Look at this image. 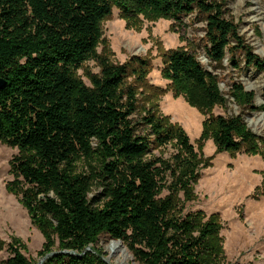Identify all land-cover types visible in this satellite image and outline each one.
I'll return each instance as SVG.
<instances>
[{
	"label": "trees",
	"instance_id": "trees-1",
	"mask_svg": "<svg viewBox=\"0 0 264 264\" xmlns=\"http://www.w3.org/2000/svg\"><path fill=\"white\" fill-rule=\"evenodd\" d=\"M113 9L123 17L152 14L175 21L196 13L205 21V51L215 69L228 55L234 69L243 63L264 72V59L239 34L224 0H0V140L19 150L7 190L43 236L39 260L51 253L41 264H108L94 248L105 234L141 264H219V218L172 215V197H158L165 173L178 171L176 185L188 198L197 167L181 128L152 110L134 119L137 91L128 79L142 83L149 60L133 56L114 64L97 54L101 23ZM91 59L100 70L88 72V86L74 72ZM162 59L163 78L188 104L202 112L227 106L217 74L193 52L173 49ZM229 94L242 111L264 110L240 82L231 84ZM205 135L218 152L264 158L259 138L240 114L204 119L200 138ZM171 141L185 157L175 156L178 167L148 158L152 148ZM94 187L101 192L90 196ZM13 242L3 264H33L21 240Z\"/></svg>",
	"mask_w": 264,
	"mask_h": 264
},
{
	"label": "rangeland",
	"instance_id": "rangeland-1",
	"mask_svg": "<svg viewBox=\"0 0 264 264\" xmlns=\"http://www.w3.org/2000/svg\"><path fill=\"white\" fill-rule=\"evenodd\" d=\"M228 13L253 52L264 59V3L262 0H224ZM102 37L97 54L106 56L111 63L122 64L133 56L149 60L145 80L137 83L134 76L128 79L136 85L139 119L152 110L169 124L181 128L189 137L196 153V178L190 183L187 198L180 185H176L178 171H167L159 198L172 197V215H196L203 222L208 217H218L221 223L219 237L223 255L219 264H264V158L259 154L239 152L231 155L218 152L209 135L200 138L204 119L222 115L240 114L259 138L258 149L264 152V110L242 111L233 101L229 89L233 82H240L248 91L254 92L253 105H264V72L229 64L228 55L223 67L215 69L205 51V21L193 13L175 21L164 16L139 14L123 17L119 10L101 23ZM173 49L193 52L200 64L217 74L219 87L227 98V106H214L202 112L191 106L183 94H175L170 81L162 76L163 54ZM95 60L84 62L74 74L90 85L88 72L98 73ZM19 153L17 147L0 140V264L12 255L9 248L13 238H19L27 258L34 264L39 261L37 252L42 248L43 236L31 223L29 215L19 198L7 190V183L14 179L11 161ZM185 158L174 141L162 147L152 148L148 158H161L173 168L179 159ZM83 170V166H79ZM101 192L94 187L90 196ZM112 240L108 235L99 236L94 248L102 251V258L109 264H122V252L108 251ZM129 254L128 264H141L121 242ZM93 249V247H91ZM207 264V261L205 262Z\"/></svg>",
	"mask_w": 264,
	"mask_h": 264
},
{
	"label": "bare ground",
	"instance_id": "bare-ground-1",
	"mask_svg": "<svg viewBox=\"0 0 264 264\" xmlns=\"http://www.w3.org/2000/svg\"><path fill=\"white\" fill-rule=\"evenodd\" d=\"M108 251L110 252H117V251H121L122 252V264H128V259H130L129 254L122 248L121 244L116 242V241H112L109 246H108ZM135 264V263H132Z\"/></svg>",
	"mask_w": 264,
	"mask_h": 264
},
{
	"label": "water",
	"instance_id": "water-1",
	"mask_svg": "<svg viewBox=\"0 0 264 264\" xmlns=\"http://www.w3.org/2000/svg\"><path fill=\"white\" fill-rule=\"evenodd\" d=\"M4 82L2 79H0V88L3 86ZM119 241V240H116ZM86 250H91V247H87ZM62 253H68V254H75V252L72 251H62ZM51 253H48L46 256H44L43 258H41L37 264H41L48 256H50ZM104 260V259H103ZM106 263H108L106 260H104ZM109 264V263H108Z\"/></svg>",
	"mask_w": 264,
	"mask_h": 264
}]
</instances>
